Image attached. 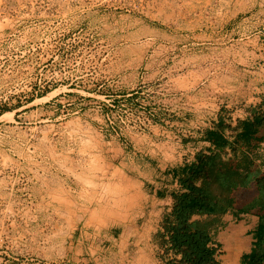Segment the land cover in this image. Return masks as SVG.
I'll list each match as a JSON object with an SVG mask.
<instances>
[{
	"label": "rangeland",
	"instance_id": "obj_1",
	"mask_svg": "<svg viewBox=\"0 0 264 264\" xmlns=\"http://www.w3.org/2000/svg\"><path fill=\"white\" fill-rule=\"evenodd\" d=\"M263 26L264 0H0V264L123 263L145 178L262 99Z\"/></svg>",
	"mask_w": 264,
	"mask_h": 264
},
{
	"label": "trees",
	"instance_id": "obj_2",
	"mask_svg": "<svg viewBox=\"0 0 264 264\" xmlns=\"http://www.w3.org/2000/svg\"><path fill=\"white\" fill-rule=\"evenodd\" d=\"M247 109L249 114L235 126L220 115L202 132L201 139L210 145L174 168L180 188L172 191L173 202L162 214L161 236L167 235L169 247L181 254L176 264H224L211 235L199 227L210 220L193 218L229 209L259 217L248 261L264 264V94Z\"/></svg>",
	"mask_w": 264,
	"mask_h": 264
},
{
	"label": "crops",
	"instance_id": "obj_3",
	"mask_svg": "<svg viewBox=\"0 0 264 264\" xmlns=\"http://www.w3.org/2000/svg\"><path fill=\"white\" fill-rule=\"evenodd\" d=\"M248 114V109L245 108L229 117V121L235 126L239 119L245 118ZM207 145L210 143L205 141L201 148ZM194 155L195 153L186 161L192 160ZM179 164L158 173L154 171L152 173L154 179L145 178L148 183H155V187L152 189L151 185V189L143 192L146 204L144 210H140L136 215L137 220L142 219L141 225L136 223L113 225V229L108 233L107 239L112 245L109 252L118 255L124 264H145L144 255L158 252L167 260L177 261L181 258L180 253L169 247L168 236H161V232L164 231L161 224L162 214L173 202L172 191L180 188L179 175L174 171L175 166ZM214 217L219 219H211ZM193 219L210 220L199 223V227L211 235V245L216 248L217 257L222 263L249 264L248 254L254 249L256 228L259 223L257 215L229 209L219 215L197 214ZM119 227L121 229L117 231L116 228Z\"/></svg>",
	"mask_w": 264,
	"mask_h": 264
}]
</instances>
